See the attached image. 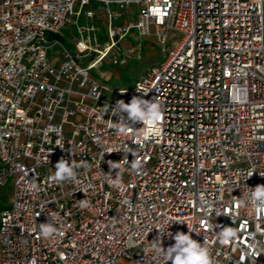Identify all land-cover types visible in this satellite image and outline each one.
Returning a JSON list of instances; mask_svg holds the SVG:
<instances>
[{"label": "built area", "instance_id": "built-area-1", "mask_svg": "<svg viewBox=\"0 0 264 264\" xmlns=\"http://www.w3.org/2000/svg\"><path fill=\"white\" fill-rule=\"evenodd\" d=\"M112 5L136 20L113 24ZM69 26L75 56L57 38ZM151 27L162 46L179 37L106 99L89 71ZM133 97L162 118L118 134L111 109ZM61 159L75 180L56 181ZM10 180L0 264H165L153 242L167 250L193 229L214 264H264V210L248 200L264 185V0H0V189ZM228 227L237 237L222 244Z\"/></svg>", "mask_w": 264, "mask_h": 264}, {"label": "rangeland", "instance_id": "rangeland-1", "mask_svg": "<svg viewBox=\"0 0 264 264\" xmlns=\"http://www.w3.org/2000/svg\"><path fill=\"white\" fill-rule=\"evenodd\" d=\"M115 10H119L120 15L113 21V24L123 25L129 22H134L137 18V9L134 5L118 8L117 5L111 6ZM103 13L102 5H99L98 13ZM84 19L81 18V21ZM98 21L100 30L98 32V39L100 42L106 40L105 37V18L101 22ZM156 29L150 28L151 35L145 38H139L137 32L131 29L123 39L120 46H116L101 62L89 71L100 85L104 86L102 93L106 99H110L118 87H128L133 84L136 79L144 75L151 66L158 65L164 61L166 54L170 47V42L176 40L179 35L169 33V40L165 45H161L156 37ZM62 36H57L60 43L67 48L70 53L75 56L74 42L78 34L74 26H69L62 29ZM123 45V46H122ZM61 48L55 45L51 48L49 56L57 53ZM89 58L82 59V65H86ZM11 180L0 189V208L10 206L12 202Z\"/></svg>", "mask_w": 264, "mask_h": 264}, {"label": "clouds", "instance_id": "clouds-1", "mask_svg": "<svg viewBox=\"0 0 264 264\" xmlns=\"http://www.w3.org/2000/svg\"><path fill=\"white\" fill-rule=\"evenodd\" d=\"M111 110L112 115L119 116V122L114 123L117 125L116 130L118 134H126L129 129L133 130V128L129 126L128 121L134 123L141 122L143 125L141 128L150 129L162 118V111L159 103L139 97H133L129 103H125L123 100L117 101L115 108ZM106 113H108L107 109H105V114ZM125 113L127 114L126 116ZM135 131L133 130L134 133ZM144 138H148L147 132H145ZM127 152L129 151H126V153ZM132 167L136 168L137 165L133 163ZM75 168L76 165H70L68 161L61 159L56 164V181L64 182L75 180L77 175ZM113 168L115 169V162ZM117 183H119V179ZM248 200L255 204L258 214L264 210V185L255 187L248 197ZM241 203H243V201H241ZM81 206H87L86 202L81 201ZM40 231L43 236L47 237L55 232V228L51 223H43L40 225ZM193 231L195 230H190L188 234L178 232L174 236V245L168 247L167 250L163 249L161 244L158 243V240L154 241L152 244L154 253L157 256H163L165 264H168L169 261H171V264H214L207 243L203 242V244H201L194 240L191 236ZM217 236L220 243L226 244L236 239L237 229L231 227L223 228Z\"/></svg>", "mask_w": 264, "mask_h": 264}, {"label": "crops", "instance_id": "crops-1", "mask_svg": "<svg viewBox=\"0 0 264 264\" xmlns=\"http://www.w3.org/2000/svg\"><path fill=\"white\" fill-rule=\"evenodd\" d=\"M120 43H123V40H122ZM122 46H123V45H122Z\"/></svg>", "mask_w": 264, "mask_h": 264}]
</instances>
